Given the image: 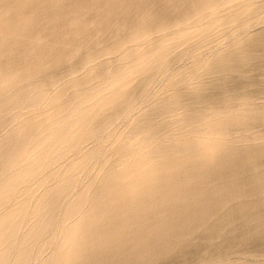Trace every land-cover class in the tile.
<instances>
[{
	"label": "rangeland",
	"instance_id": "374dc122",
	"mask_svg": "<svg viewBox=\"0 0 264 264\" xmlns=\"http://www.w3.org/2000/svg\"><path fill=\"white\" fill-rule=\"evenodd\" d=\"M211 144L259 152L236 173L256 186L264 0H0V264H56L114 176ZM262 189L229 202L252 215L231 222L236 242L212 240L223 254L201 245L168 263L264 264Z\"/></svg>",
	"mask_w": 264,
	"mask_h": 264
},
{
	"label": "bare ground",
	"instance_id": "6f19581e",
	"mask_svg": "<svg viewBox=\"0 0 264 264\" xmlns=\"http://www.w3.org/2000/svg\"><path fill=\"white\" fill-rule=\"evenodd\" d=\"M206 145L205 150L198 153L192 150L194 154L188 152L189 155L183 153V146L174 147L176 152L172 154L165 151L159 153L157 150L167 160L157 161L142 175L129 171L127 182L121 181L119 174L114 176L110 186L102 190L94 201V213L84 222L77 242L57 257L56 264H169L168 260L175 250L199 252L201 245L215 255L223 254L222 245L212 240L226 231V235H230L224 236V239L236 242L238 236L233 234V228H229L231 222L238 219L246 227L252 215L246 206L237 207V204L234 203V206L229 202L245 194L251 197L258 191L260 193L264 188V174L261 172L260 176L257 171L253 173L252 179L256 186L243 180L239 182L236 173H245L248 167H245V161L254 160L256 152H242L239 148L242 153L233 151L220 157L222 145L213 144L216 147H209L210 150L206 149ZM227 165H235L236 169L229 172L230 167L227 168ZM207 180L210 181V187L205 186L209 184ZM214 180L221 182V185L224 183L228 194L218 196L217 188L212 187L211 182ZM255 195L257 198L260 196ZM221 212L222 218L214 219L218 213L221 216Z\"/></svg>",
	"mask_w": 264,
	"mask_h": 264
}]
</instances>
